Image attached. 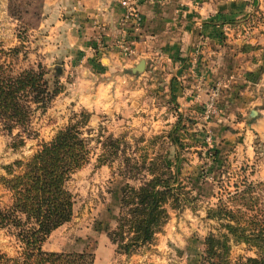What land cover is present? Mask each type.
<instances>
[{
	"label": "rangeland",
	"instance_id": "374dc122",
	"mask_svg": "<svg viewBox=\"0 0 264 264\" xmlns=\"http://www.w3.org/2000/svg\"><path fill=\"white\" fill-rule=\"evenodd\" d=\"M43 13L44 0H0V47L9 50L20 46L18 54L13 57L15 68L21 70L40 62L48 70V75L63 86L44 111L39 109L33 113L32 134H24L21 146L14 148L12 145L17 130L8 134L0 126V207L11 202L10 193L1 184V177L6 176L5 166L29 158L42 143L51 140L57 131L72 122L74 113L85 110L90 118L83 131L84 135L92 137V155L90 161L67 182L74 197L71 220L51 232L43 249L63 248L68 250L57 252H73L82 247L81 251L95 254L96 246L108 240L105 229L115 227L121 187L126 182L138 183L136 179L119 174L118 159L110 164L98 163L99 145L95 138L100 134L123 138L129 154L133 157L146 155L148 159L168 146L165 136L173 130L180 139L182 168L179 178L188 191L190 202L180 208L168 207V219L154 239L132 254L120 257V253L115 252L114 264H197L204 237L209 232L216 233L219 226L216 220L207 217V210L216 205L220 196L225 199L228 192H234L235 186L242 188L244 178L264 182V142L253 140V157L237 144L229 146L224 143L228 125L220 116L221 86L214 99L210 96L212 86L209 87L207 96L205 94L204 99L197 100L198 110L191 114L178 110V103L167 95L169 86L160 81L148 86L145 96H139L133 108L125 104V100L117 106L107 102L95 106L87 96L83 101L79 100L75 70L68 69L63 65L65 62L52 66V60L47 61L42 52L45 30L38 29V26ZM142 25L143 20L138 29H134L133 24L125 26L133 48ZM120 29L123 33L121 22ZM101 37L97 38V46L103 43ZM118 47L127 58L138 57L135 48L129 55L122 50L120 42ZM211 100L216 110L206 115ZM156 106L162 107V111L156 112ZM256 194L260 196L258 209L264 211V186L257 188ZM0 251L9 256H15L19 251V245L5 230H0ZM248 256H255V249L244 243L231 242V262Z\"/></svg>",
	"mask_w": 264,
	"mask_h": 264
},
{
	"label": "crops",
	"instance_id": "0c3cea01",
	"mask_svg": "<svg viewBox=\"0 0 264 264\" xmlns=\"http://www.w3.org/2000/svg\"><path fill=\"white\" fill-rule=\"evenodd\" d=\"M129 3L143 18L134 59L118 47L126 11L122 0H44L38 29L45 30L46 60L75 70L79 100L90 97L95 106L125 100L133 108L146 88L160 81L169 86L167 95L175 97L178 110L191 114L198 110L197 100L218 83L220 116L228 125L224 143L237 144L253 157V140L264 142V0ZM99 36L103 43L97 46ZM142 58L144 72L133 74L131 68ZM161 108L154 109L159 113ZM63 250L68 249H51ZM94 252L93 264H114L108 240Z\"/></svg>",
	"mask_w": 264,
	"mask_h": 264
},
{
	"label": "trees",
	"instance_id": "16d2710c",
	"mask_svg": "<svg viewBox=\"0 0 264 264\" xmlns=\"http://www.w3.org/2000/svg\"><path fill=\"white\" fill-rule=\"evenodd\" d=\"M19 48L0 47V126L8 134L17 130L14 148L24 144V134H32L33 113L44 111L63 89L40 62L17 70L13 57ZM89 118L85 110L74 113L72 122L42 143L29 158L5 166L6 176L1 177V184L10 193L11 202L0 207V230L17 242L19 251L15 256L0 251V264L94 263L95 254L90 251L43 249L51 232L73 216L74 197L67 182L90 161L92 137L83 131ZM165 138L168 146L148 159L146 155L129 154L123 138L112 134L95 138L100 165L118 159L119 174L138 180L137 184L126 182L121 187L115 227L105 229L114 253L129 255L150 243L166 223L168 207L180 208L190 202L179 178L180 139L173 130ZM242 184V188L235 186L234 192H228L225 199L220 196L216 205L207 210V217L216 220L219 226L216 233L209 232L204 237L197 264H264V211L258 209L260 196L256 194L264 182L244 178ZM231 242L255 249V256L231 262Z\"/></svg>",
	"mask_w": 264,
	"mask_h": 264
},
{
	"label": "built area",
	"instance_id": "2783aa9c",
	"mask_svg": "<svg viewBox=\"0 0 264 264\" xmlns=\"http://www.w3.org/2000/svg\"><path fill=\"white\" fill-rule=\"evenodd\" d=\"M122 3L126 6V11L121 19V25L123 26L124 30L122 33V36L120 38V44H121V48L122 50L131 55L134 53V48H133V42L132 40L129 39V37L131 35H129V33L127 32V30L125 29V26L133 24L134 29H138L139 26L142 24V16L141 14L137 11V9H135L130 3L129 0H122ZM129 41V43L127 42ZM218 89H219V85H214L212 87V89L210 90V96H212V99H214L213 97L218 93ZM213 101L211 100L210 103L207 105V110H206V115H210L211 112H215V107L212 106ZM209 107H212L209 110ZM209 111H211L209 113Z\"/></svg>",
	"mask_w": 264,
	"mask_h": 264
},
{
	"label": "water",
	"instance_id": "95a60500",
	"mask_svg": "<svg viewBox=\"0 0 264 264\" xmlns=\"http://www.w3.org/2000/svg\"><path fill=\"white\" fill-rule=\"evenodd\" d=\"M144 68H145V60L141 59L131 68V72L133 74L141 73L144 70Z\"/></svg>",
	"mask_w": 264,
	"mask_h": 264
}]
</instances>
